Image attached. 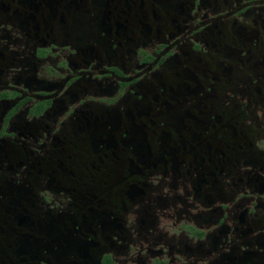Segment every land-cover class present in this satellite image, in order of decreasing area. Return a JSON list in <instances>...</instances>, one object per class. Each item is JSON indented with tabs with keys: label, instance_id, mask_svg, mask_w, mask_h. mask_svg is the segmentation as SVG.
<instances>
[{
	"label": "flooded vegetation",
	"instance_id": "af4514ba",
	"mask_svg": "<svg viewBox=\"0 0 264 264\" xmlns=\"http://www.w3.org/2000/svg\"><path fill=\"white\" fill-rule=\"evenodd\" d=\"M0 264H264V0H0Z\"/></svg>",
	"mask_w": 264,
	"mask_h": 264
}]
</instances>
